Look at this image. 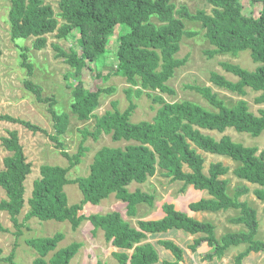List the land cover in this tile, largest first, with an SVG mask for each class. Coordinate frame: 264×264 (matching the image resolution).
Instances as JSON below:
<instances>
[{"label": "trees", "instance_id": "1", "mask_svg": "<svg viewBox=\"0 0 264 264\" xmlns=\"http://www.w3.org/2000/svg\"><path fill=\"white\" fill-rule=\"evenodd\" d=\"M8 13L11 39H28L34 37L33 47L41 50L47 45L46 35L57 32L59 39L71 38L75 44L69 52L57 45V55L65 59L75 69L73 78L68 80L67 88L72 90L70 111L80 121L95 119L94 131L83 130V136L111 135L114 142H130L124 148L103 147L94 157L90 173L86 177L69 180L68 173L78 165L84 148L74 156L65 151L63 155L70 161L68 167L45 165L40 168L41 177L34 181L31 197L28 199L29 211L24 221L19 222L25 205V182L32 172V164L27 161L24 148L20 143L17 131H8L2 137V145L11 153L0 166V187L5 191L7 199L0 201V211L9 214L11 222L21 235L24 222L31 218L40 221L68 222L76 231L83 221H89L93 232L102 231L106 242L113 247L132 250L131 255L113 253L117 264H156L159 253L155 246L146 243L149 235L165 233L169 230H181L188 234L202 233L205 236L195 240L190 247L195 252L206 242L212 251L203 255V259L221 258L230 246L247 244L244 252L235 259L241 264L242 259L250 252H263L264 242L255 239L257 233L256 210L246 202H239V197L249 189L239 187L232 196L228 193L229 180L221 179L230 169L222 163H212L208 173H204V158L198 149L213 155L224 156L239 162L234 175L259 187L254 190L256 198L264 202V149L246 147L236 143L230 137L220 140L205 135L202 130L224 133L233 128L239 133H247L258 137L264 132V109L259 115L249 111L246 101L240 100L236 105L228 107L218 99L208 87L194 86L216 111L208 110L190 101L167 102L162 95H173L174 90L168 85L175 71L186 63V59L176 58L180 51L184 36L191 35L185 30L182 19L201 22L206 29V38L215 49L209 52L212 57L217 54L237 56L249 51L254 63L260 64L255 71H248L238 65L223 63L224 69L238 78L237 82L227 80L217 74H211V82L219 88L244 95L247 88L260 92L255 99L257 104H264V0H249L250 4H261L257 17L243 15L242 0H209L215 6L213 16L205 11L195 15L182 8L175 17V5L172 0H59V12L46 3L48 0H10ZM62 20V23L59 21ZM156 18L161 25L155 24ZM20 47V64L27 70L24 87L31 92L37 102L48 103L49 113L54 122V135L50 138L58 148L63 147L59 138L68 129L69 114L56 109L55 98L43 97V89L30 78L33 76V64L27 56V49ZM113 47L115 50L113 51ZM1 53V52H0ZM114 56L115 67L103 73L107 58ZM88 68L93 77L103 81L111 75L126 79L130 88L126 91L131 98L132 92L137 96L143 91H159L153 95V102L160 104L152 122L132 123L131 115L135 105L130 103L125 111H107L98 116L94 112L99 107V99L103 94L112 93L113 88L100 87L89 90L81 79L83 71ZM139 86L140 89L133 90ZM0 120L20 124L28 130L47 134L38 125L9 115H0ZM189 172L184 171V167ZM157 169L171 181L184 182V187L192 185L197 190H205L212 197L192 203L193 211L217 212L228 209L240 210V215L233 222L244 224L248 232L227 234L216 238L215 227L208 222H199L187 214L176 211L174 205L164 204L166 216L158 221H139L137 227L125 220L119 212L106 214H79L87 204L99 205L114 194L118 200L126 202L127 215L136 214L139 204L152 205L153 197L139 190L130 192L128 186L144 183L148 177L156 174ZM77 184L83 198L80 203L68 205L64 187ZM0 229H3L0 227ZM65 234L56 233L52 237L28 239L27 244L36 250L38 256L32 264H70L82 247L80 242H72L67 247L57 249L58 243ZM158 245L171 251L174 262L163 264H179L184 260V250L170 240H159ZM54 252L47 260L49 253ZM1 254V251H0ZM1 257V255H0ZM1 262L16 264L13 256L0 258ZM100 264V263H99Z\"/></svg>", "mask_w": 264, "mask_h": 264}, {"label": "rangeland", "instance_id": "2", "mask_svg": "<svg viewBox=\"0 0 264 264\" xmlns=\"http://www.w3.org/2000/svg\"><path fill=\"white\" fill-rule=\"evenodd\" d=\"M175 5V17L179 18L177 11L186 8L191 14L195 15L198 11H205L207 15L213 16V9L215 6L209 0H172ZM55 13L59 12V0H48ZM243 15L246 17H257L261 10V4H250L249 0H242ZM10 0H0V115H9L14 118L29 121L35 125L40 126L47 131V134L42 132L34 133L26 127L0 120V166L3 168V160L10 156L11 153L5 150L2 145L1 138L8 136V131H17L20 138V143L24 148V153L27 161L32 164V172L25 182V205L19 215V222H23L29 211L28 199L31 197L33 190V183L41 177L40 168L45 165L68 167L70 161L65 157L62 151H65L69 156L76 155L81 148H84V154L81 156V161L78 165L71 169L68 173L69 180H75L78 177H86L90 173V166L94 161L95 154L103 147H121L124 148L130 142L120 141L114 142L111 135L101 134L95 140L92 136H83V130L87 129L89 132L94 131L95 119L91 118L87 121H80L70 111V103L72 101V90L67 88L68 80L66 77L73 78L75 69L72 68L65 59L57 55L54 45L59 46L63 50L69 52L75 44L74 40L69 38L59 39L57 32L46 35L47 45L41 50H36L33 47L35 38L30 37L26 40L19 39L15 43L11 39L10 25L8 22V13L10 10ZM185 24V30L191 35L184 36L181 41L180 51L176 54L178 59H186V63L175 71V75L169 80L168 85L174 90L173 95H162L167 102H181L190 101L198 104L208 110L216 111L207 100L199 94L194 86L208 87L213 94H216L218 99L222 100L228 107L236 105L240 100L247 102L249 111L255 115H259V110L264 109V104H257L255 99L260 95V92L253 91L247 88L244 95L230 92L226 89L217 87L211 82V74L217 73L227 80L237 82L238 78L232 73L227 72L223 63L238 65L248 71H255L260 64L254 63L249 51H244L233 56L231 54H217L212 57L209 52L213 51L215 47L211 45L206 38V29L203 28L201 22L190 21L186 18L182 19ZM62 23V20L59 18ZM152 21L161 25L156 18ZM26 48L29 61L33 64V76L30 78L35 84L43 89V97L55 98L57 101L56 109L59 112H66L69 114L68 129L59 140L63 147L58 148L50 136L54 135V122L49 113V102H37L35 96L24 87V80L27 78V70L23 69L20 64V47ZM115 47H113V51ZM114 56L107 58L106 65L102 72L105 74L111 71L112 66L115 67L116 59ZM84 86L89 90H97L100 87L113 88L112 93L103 94L99 99V107L94 112L98 116L103 115L107 111L114 110L115 107L120 111H125L131 101L135 105L134 111L131 115L130 121L132 123H139L142 121L152 122L160 107V104L153 102V95L160 94L159 91H143L139 96L132 92L131 98L126 92L130 85L126 79L121 76L111 75L108 79L93 77L91 71L86 68L81 77ZM140 89L139 86L134 87V91ZM205 135H209L216 140L228 136L232 141L242 144L246 147H257L259 152L264 149V132L258 136L253 137L247 133H239L233 128L227 129L224 133L217 131L202 130ZM192 148L201 154L204 158V173L207 174L212 163H222L230 169L229 173L221 179H228L230 182L228 192L233 193L238 185H242L234 175V170L240 165L232 159L224 156L213 155L206 153L192 144ZM185 172L189 169L185 166ZM183 182L171 181L170 178L163 175L162 170H158L154 176L148 177L144 183H131L127 188L130 192L136 190L148 194L153 197L152 205L142 203L144 205L141 209L140 215L137 217H129L126 215V207L121 200H118L114 194L103 200L99 205L87 203L83 210L79 212L81 215L90 216L92 214H106L110 212H119L122 217L129 221L132 225H136L138 219L146 218V210L155 209L156 205L170 200L169 196H176L179 190L183 189ZM253 185L252 188H256ZM64 192L67 195L68 205L80 203L83 195L77 184H69L64 187ZM252 197V196H251ZM7 199L5 191L0 187V201ZM244 199L250 200L249 197ZM243 199V200H244ZM257 211H263L264 207L254 204ZM152 207H148V206ZM264 215V214H263ZM263 215L257 216V233L256 240L264 241V220ZM0 251L2 259L13 256L16 264H32L38 256L35 249L27 244L28 239L52 237L54 234L60 232L65 234V238L58 243L57 249L67 247L72 242L82 243V247L71 260L72 264H117L115 258L110 255V243L106 242L102 231L93 232V227L89 221H83L76 231L71 229V225L66 222L40 221L37 218H31L24 222L21 228V235H18V230L11 222L10 216L5 211H0ZM246 227V226H245ZM248 229L240 230L235 233H245ZM178 241H182L178 239ZM182 242H185L183 240ZM183 243V244H185ZM54 252L47 255L49 260ZM70 263V264H71ZM1 264H11L1 262Z\"/></svg>", "mask_w": 264, "mask_h": 264}, {"label": "crops", "instance_id": "3", "mask_svg": "<svg viewBox=\"0 0 264 264\" xmlns=\"http://www.w3.org/2000/svg\"><path fill=\"white\" fill-rule=\"evenodd\" d=\"M166 177V176H165ZM237 178V177H236ZM238 181H241L240 183H243L242 185H238L235 189L239 187L246 186L249 189V192L241 195L239 197V202H246L251 208L256 210V218L258 214H264V212H261L260 210L257 211V207L252 204H258L261 207H264V202L258 200L256 196L254 195V190L258 188L259 186L257 185L256 188H252L253 185L245 180L237 178ZM176 182V181H175ZM181 182V181H177ZM184 183V182H183ZM230 185V183H229ZM183 190L182 188L179 190V194L176 196H169L171 197L170 200L164 201L160 203L159 205L155 206V209H149L146 210V218L144 219H138L137 222L139 221H158L163 219L166 214L163 211V205L164 204H172L175 207L176 211L182 212L187 214L189 217L199 221V222H208L214 225L215 227V235L217 239L222 238L223 236L227 234H233L235 232H238L240 230H244L245 225L244 224H238L233 222V219L238 217L240 215V210L238 209H228V210H221L217 212H212V211H193L190 209V205L192 203H197L202 199H211L212 197L209 195V193L205 190H197L194 188V186L189 185L184 187L183 185ZM235 192V191H234ZM233 193H229L230 196H232ZM249 197L250 200L244 199V197ZM252 196V197H251ZM244 199V200H243ZM123 202V201H121ZM125 207H126V215H127V203L123 202ZM144 205L139 204L136 209V216L138 217L140 215L141 209ZM149 208L152 206H148ZM264 211V208H263ZM121 214V213H120ZM134 215V216H135ZM128 216V215H127ZM133 216V217H134ZM135 216V217H136ZM263 220H264V215H263ZM137 227L136 225H133ZM247 230H245L246 232ZM205 236L202 233L198 234H188L185 233L181 230H169L165 233L157 234V235H149L148 240H146V243H151L155 246L159 253V262L156 264H163V262H174L175 257L171 253V251L165 249L164 247L158 245L159 240H170L175 242L180 248L184 250V260L181 261L179 264H235V259L236 257L244 252L247 248V244H240L237 246H230L223 257L218 258L214 257L212 260H207L203 259V255L209 253L212 251V247L209 246L208 243L203 242L198 249L193 252L191 251L190 247L194 244L195 240ZM178 239H181L182 241L185 240V242L178 241ZM264 240V236L262 237ZM264 242V241H263ZM185 243V244H183ZM127 253L131 255L133 253L132 250H123L119 249L116 247L111 248V253L113 257V253ZM114 258V257H113ZM116 260V259H115ZM117 262V261H116ZM71 263V262H70ZM72 264V263H71ZM82 264H86V261H84ZM241 264H264V253L263 252H250L247 256H245L242 259Z\"/></svg>", "mask_w": 264, "mask_h": 264}]
</instances>
